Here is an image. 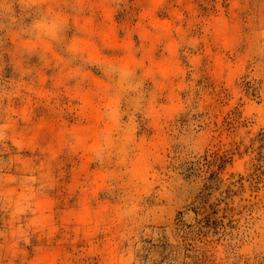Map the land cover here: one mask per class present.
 <instances>
[{
    "label": "rangeland",
    "instance_id": "374dc122",
    "mask_svg": "<svg viewBox=\"0 0 264 264\" xmlns=\"http://www.w3.org/2000/svg\"><path fill=\"white\" fill-rule=\"evenodd\" d=\"M0 264H264V0H0Z\"/></svg>",
    "mask_w": 264,
    "mask_h": 264
}]
</instances>
